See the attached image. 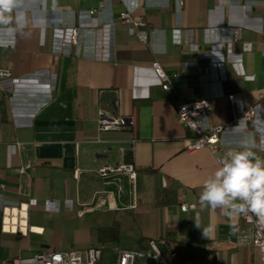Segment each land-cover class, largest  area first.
Masks as SVG:
<instances>
[{
	"label": "crops",
	"instance_id": "0c3cea01",
	"mask_svg": "<svg viewBox=\"0 0 264 264\" xmlns=\"http://www.w3.org/2000/svg\"><path fill=\"white\" fill-rule=\"evenodd\" d=\"M99 1L23 0L0 24V67L16 80L13 92L0 88L1 264L31 250L89 246L109 262L115 246L145 248L150 238L165 255L176 252L170 264H260L251 222L200 205L218 164L205 146L185 149L192 131L176 104L208 95L211 112L199 122H228L220 151L250 140L264 156V0H104L88 12ZM125 7L145 17L146 41L120 20ZM231 26L240 35L227 41ZM229 91L255 106L251 119H231ZM102 114L127 120L99 129ZM121 162L134 164V177L97 171ZM183 202L194 206L182 210ZM7 209L15 228L5 226ZM70 222L87 226L70 233Z\"/></svg>",
	"mask_w": 264,
	"mask_h": 264
},
{
	"label": "built area",
	"instance_id": "2783aa9c",
	"mask_svg": "<svg viewBox=\"0 0 264 264\" xmlns=\"http://www.w3.org/2000/svg\"><path fill=\"white\" fill-rule=\"evenodd\" d=\"M103 4L104 0H100L98 5L90 8L88 12H96ZM119 18L122 22L127 24L130 34L142 41L147 40V21L143 15L134 14L130 9L125 7L119 11ZM230 29V33L226 36L227 41L236 39L240 35V27L231 26ZM78 36V28L72 27L70 30V40L76 43ZM193 45L196 47L197 44L193 43ZM108 59L111 60L113 57L108 56ZM151 66L162 80V87L164 89H170L172 87L170 76L161 62L157 58H154L151 61ZM209 75L210 79H212L211 73H209ZM54 78L55 75L52 74L50 78L46 79L51 88L54 87ZM15 86L16 80L12 76L10 70L0 67V88L7 92H13ZM226 96L232 120L238 116H242L245 120H249L253 117L255 114L254 105L245 106L232 91L226 92ZM210 112L211 104L208 95L201 96L194 100L180 101L176 104V115L178 119L192 131L191 135L184 137L185 149L193 151L205 146L215 154V160L219 166L220 161L224 157V153L220 151L223 146L221 134L228 122L201 125L199 118L208 115ZM126 120L127 118L125 117L111 118L102 114V116L98 118V128L107 129L118 126V124L125 123ZM97 171L101 175H107L111 172H125L130 177H134L136 173L134 164L127 162H121L115 165L105 164L98 167ZM65 204L71 207L72 199H66ZM50 206L52 208L55 207L53 205ZM193 206L194 203L183 202L180 204L182 210H186ZM240 215L246 221L253 224L252 242L259 249L260 264H264V225L260 224L257 218L251 214L247 216L244 214ZM114 253L115 256L112 261L103 262L101 260L102 249L99 246H89L83 250L75 248H44L20 253L13 258L12 264H170L171 258L176 255L174 250L169 252V256L165 255L160 247V240L155 238L148 239L145 248L133 249L115 246Z\"/></svg>",
	"mask_w": 264,
	"mask_h": 264
},
{
	"label": "clouds",
	"instance_id": "9594fccd",
	"mask_svg": "<svg viewBox=\"0 0 264 264\" xmlns=\"http://www.w3.org/2000/svg\"><path fill=\"white\" fill-rule=\"evenodd\" d=\"M22 2L0 0V24H9L11 14ZM20 19L17 16V22ZM254 147V142L243 140L239 148L224 154L219 166L202 185L199 194L202 207L220 209L227 214H251L264 225V156L258 155ZM204 234L207 236L206 229Z\"/></svg>",
	"mask_w": 264,
	"mask_h": 264
},
{
	"label": "rangeland",
	"instance_id": "374dc122",
	"mask_svg": "<svg viewBox=\"0 0 264 264\" xmlns=\"http://www.w3.org/2000/svg\"><path fill=\"white\" fill-rule=\"evenodd\" d=\"M86 224L84 223H81V222H78V223H73V222H70V223H64V226L65 227H69V232L70 233H75L77 231V227L78 226H82V227H85ZM87 226V225H86ZM99 235L100 236H103V235H108V236H114L115 234V228H106V227H100L99 230ZM89 235V230H84V234H83V237L84 238H87Z\"/></svg>",
	"mask_w": 264,
	"mask_h": 264
},
{
	"label": "bare ground",
	"instance_id": "6f19581e",
	"mask_svg": "<svg viewBox=\"0 0 264 264\" xmlns=\"http://www.w3.org/2000/svg\"><path fill=\"white\" fill-rule=\"evenodd\" d=\"M14 211V210H13ZM15 211H17V210H15ZM6 223H5V226L6 227H9V228H15V222H16V220H17V217H16V215H15V213L14 214H10V212H9V210L7 209L6 210ZM25 215V214H24ZM26 219V218H25ZM25 219H21V221H22V223H23V221L25 220ZM11 220H13L12 221V223H11ZM5 227V228H6ZM25 231V230H24Z\"/></svg>",
	"mask_w": 264,
	"mask_h": 264
}]
</instances>
